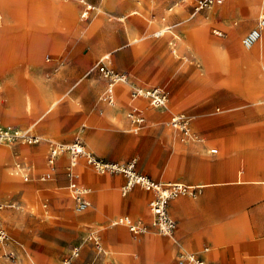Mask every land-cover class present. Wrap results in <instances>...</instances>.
<instances>
[{
	"label": "rangeland",
	"instance_id": "rangeland-1",
	"mask_svg": "<svg viewBox=\"0 0 264 264\" xmlns=\"http://www.w3.org/2000/svg\"><path fill=\"white\" fill-rule=\"evenodd\" d=\"M2 1L0 119L32 135L79 142L102 159H135L136 171L157 181L203 183L200 191L171 200L188 221L183 248L214 264H264V98L261 113L252 115L223 108L200 113L195 106L203 97L192 96L201 83L229 84L228 77L238 72L230 65L240 58L232 34L241 23L255 24L260 0H224L195 14L180 0H13L8 6H16L15 17L7 22ZM99 18L102 25L94 28ZM28 21L35 26L16 46L11 32L26 29L8 31L9 26ZM162 26H170L174 36L157 37ZM248 29L235 34L239 46ZM98 34L106 40L96 45L92 38ZM102 54H110L112 66L128 75L130 86L168 91L167 106L151 108L138 132L128 117L129 86L116 85V104L103 99L107 80L97 65ZM254 60V76L264 84V56ZM214 61L219 63L215 69ZM173 86L183 96L170 95ZM182 111L195 115L189 136L166 127ZM42 142H0V227L9 235L0 240V264H62L75 245L82 247L77 264H111L116 259L112 232L131 241L173 240L152 228L133 238L126 226H110L111 218L123 213L150 222L152 194L136 185L141 192L123 195V173L99 172L83 156L73 165L69 151L57 155L51 170L48 145ZM211 147L218 151L212 154ZM50 170L51 178L42 179ZM71 171L93 188L87 195L93 205L83 211L70 192ZM113 192L123 201L116 212L108 196ZM91 231L102 234L106 255L89 242ZM127 250L131 257L119 264H141L137 248ZM174 256L178 264L176 251Z\"/></svg>",
	"mask_w": 264,
	"mask_h": 264
},
{
	"label": "built area",
	"instance_id": "built-area-1",
	"mask_svg": "<svg viewBox=\"0 0 264 264\" xmlns=\"http://www.w3.org/2000/svg\"><path fill=\"white\" fill-rule=\"evenodd\" d=\"M224 0H180L181 3H190L193 9V13H200L202 11L211 9L215 4L222 3ZM91 6L88 5L84 11V15H88V11ZM264 31V13L259 14L255 25L245 33L242 38V45L244 48H251L261 37ZM98 69L102 76L107 80V87L104 93V101L109 105L116 104V85L118 83H130L128 75L124 72L117 71L112 66V59L110 54L102 55L98 60ZM130 105L128 117L131 121V126L134 132H138L147 122L145 115V108L139 101H147L148 106L151 108L161 109L165 108L168 104L169 94L166 89L159 86L145 87L142 85H131L130 92ZM195 119V115L186 113H179L172 116L167 122L166 127L168 131L174 130L182 131L185 135H191V123ZM21 140L22 142L38 143L44 139L41 136L32 135L26 130H20L13 128L0 119V142H14ZM63 151H69L72 155L71 163L74 165L78 156H83L87 163L93 166L99 172H112L123 173L126 177V183L123 185V194H126L132 187L140 185L145 189L152 191L154 196L149 202V210L151 214V221L145 222L143 220H134L129 215H123L112 219L111 225H123L126 226L133 234L139 235L147 233L150 228L155 232L173 236L177 222L172 218L168 212V204L171 200L182 197L188 194H194L198 190L199 185H190L178 181H157L136 171L135 159L124 162L120 160H105L92 152L88 151L86 147L79 143L65 144L57 141L49 142V163L50 169H54V160ZM217 148L211 147L209 152L216 153ZM48 171L42 177V179L51 178L52 171ZM25 177H28V173H25ZM71 181L69 184L70 192L75 200L76 208L78 211H83L92 205L91 200L88 198V194L91 192V188L79 183V174L71 171ZM4 203L0 202V209H2ZM9 239L8 232L0 228V240L6 241ZM88 240L91 241L96 247L99 253H104V247L102 245L100 236L92 232L88 236ZM80 256V247L75 246L71 249L70 253L63 259L62 264H74L76 259ZM179 264H210L205 261L201 256L193 252L180 251L178 254Z\"/></svg>",
	"mask_w": 264,
	"mask_h": 264
},
{
	"label": "crops",
	"instance_id": "crops-1",
	"mask_svg": "<svg viewBox=\"0 0 264 264\" xmlns=\"http://www.w3.org/2000/svg\"><path fill=\"white\" fill-rule=\"evenodd\" d=\"M249 26H250V23H246V22L241 23V24L236 26L237 28L235 29V31H236V33L238 31L241 32L243 30L248 29ZM252 27H250L247 31H249ZM245 33H244V35H245ZM102 55H104V54H102ZM232 62L233 63L230 65L235 66L236 67L235 71H238V72H235V74H232L228 77L229 78V80H228L229 84L224 85V84L220 83L219 79H214L213 81L210 80L207 84L201 83V85H198V86L192 88V96H197L198 98L203 97V98H201L202 100L199 101L195 106L198 112H200V113H211L215 109L223 108V109H225L224 111L226 113H230V114H252V115L255 114V115H257V114L261 113L262 108H263L261 103H262V99L264 97L263 96L264 95V91H263L264 84L259 79H257V77L254 76V68H253L254 63H253V61L248 60V59L244 60L242 58H237V59H234ZM210 66H212L215 69L217 66H219V63L217 61H214V63L212 65L210 64ZM237 82H239L240 84H236ZM122 84H124V83H120L117 86L122 85ZM126 85L129 86V88H131V86L129 84H126ZM138 85H141V84H138ZM252 85H256V86H252ZM142 86H144V85H142ZM160 87H162V86H160ZM128 91L130 92V89ZM169 91H170V95H171V93L173 95H179V96H183V94H184L182 89L178 88L177 86L171 87L169 89ZM129 92H128V94H129ZM116 96H117V93H116ZM139 103H141L142 106L145 108L144 112H145V115H146V118L148 121V119H149V116H148L149 112L148 111L151 109V107L148 106L147 101H139ZM182 112H185L188 114L193 113V112H188V111H182ZM182 112H179V113H182ZM240 123H242V121L236 122L237 125L235 127H237ZM252 124L254 126L253 122H252ZM251 128H258V127H251ZM39 136H41L45 140L42 143H47L48 149H49V141L62 142V141L54 139V138L45 137L42 134H40ZM42 143H40V144H42ZM215 148H217V147H215ZM247 152L249 153L250 150H248ZM212 154H214V153H212ZM106 160H120V161H122L121 159H119L117 157L106 159ZM128 161H130V160H128ZM124 162H127V161H124ZM140 173H142V172H140ZM143 174H145V173H143ZM145 175H147V174H145ZM114 176H116V175H114ZM113 178L116 179L117 177H113ZM158 181H170V180H158ZM125 183H126V179L123 182V184L121 185V188L123 187V185ZM82 184L84 186L86 185L87 187L91 188V192H90V194H91L92 190H93L92 186L85 184V183H82ZM188 184L204 186L203 183H188ZM131 191L141 192L142 190L139 189L138 187L134 186L128 192H131ZM149 192L152 194V196H151V199H152L154 194L152 191H149ZM108 196L114 201L112 203V205L110 206L111 210L114 212L118 211L120 209V207L123 205L122 204L123 201L118 198V196L116 195V192L109 193ZM89 198H91V196ZM90 200L92 202V199H90ZM174 200H176V199H174ZM174 200H172V201H174ZM172 201H170L168 204V212H169L170 216L172 218H174L177 222L176 231H175L173 236H170L171 238L173 237V240H172L173 242L168 238L153 239V238H149V237L148 238L142 237L138 241H131L127 238L119 237L117 235V232H112V234H110L111 244L115 248L113 250V252L116 256V257L114 256L113 259L114 258H116V259L112 260L111 264H119V261L122 262L124 259H129L131 257L130 256L131 251H128L127 249H130L131 247H136L137 251L141 254V256H142L141 264H175V256H174L175 251H176V260H177V263L179 264L178 254L180 253V251L191 252V251L184 249L182 246V240H184L187 237L185 228L188 226V221L182 219L181 216H183V215L180 212V210L178 209L179 206L175 203H172ZM92 205H93V203H92ZM149 212H150V210H149ZM123 215H129L134 220L141 219L145 222L148 221L145 216L139 215L140 217L139 216L137 217L131 213L119 214L115 217H112L111 220L116 218V217L123 216ZM149 215L151 218L150 213H149ZM110 226H112V225H110ZM0 228H2V227H0ZM91 232H95L100 236L102 245L104 247V253H99L97 251L96 247L94 246V244L91 241H89V242L93 245V247L97 251V253L102 254V255H106L108 250H107V245L104 241L102 234L98 231H91ZM130 233H131L133 238H137L141 235H146L145 233L141 234V235L140 234L135 235L132 232H130ZM178 235H179V237H178ZM75 246L80 247V256H81L82 255L81 254L82 253L81 245H75ZM75 246H73V247H75ZM73 247H71V249ZM71 249H70V251H71ZM69 253L70 252H68L64 256V258ZM193 253H195V252H193ZM85 254H90L89 249L85 250ZM196 254L201 256L205 261H207L202 254H198V253H196ZM80 256L78 257V259H80ZM78 259L75 261L74 264H77ZM207 262L210 264H214V263L209 262V261H207Z\"/></svg>",
	"mask_w": 264,
	"mask_h": 264
},
{
	"label": "bare ground",
	"instance_id": "bare-ground-1",
	"mask_svg": "<svg viewBox=\"0 0 264 264\" xmlns=\"http://www.w3.org/2000/svg\"><path fill=\"white\" fill-rule=\"evenodd\" d=\"M4 3V6L6 5V22L8 21V18L9 16H12V17H15L14 16V13L16 12V6H8L9 4H13L14 1L13 0H4L2 1ZM31 2V1H30ZM257 4V7H260L262 9V11L260 12L261 13H264V0H260L258 1ZM71 7V6H70ZM72 8V7H71ZM95 8H97L95 6ZM100 8V7H99ZM98 9V8H97ZM70 11V10H69ZM213 14V13H212ZM1 15V14H0ZM216 16V15H215ZM3 16L1 15L0 16V19L2 18ZM210 17V16H209ZM201 18V17H199ZM198 18V19H199ZM212 18V17H211ZM101 19H97V22H96V25H94V28H98L100 27L102 24H101ZM8 25V24H7ZM49 25V24H48ZM35 25H33V23L31 21H28L26 23H24V26L23 24H10V29L8 31H10L11 29L12 30H16V29H26V31L24 32H11V35L9 36L10 38H12L14 41H15V45L17 44H21V42L23 41L24 39V35H25V32L27 31H31L33 30ZM237 28V27H236ZM5 31V30H4ZM36 31V30H35ZM34 31H32L33 33ZM100 32V31H99ZM218 32V31H216ZM30 33V32H28ZM97 34V32H96ZM175 34V32L171 29L170 26H162L160 27L156 32H155V35L158 37V36H163V37H173ZM235 34L236 33H233L232 35V39L231 41L233 42V44L239 48V56L240 58L242 59H248V60H252V61H255L254 60V57H260V56H264V31L261 35V37L259 38V40L249 49H246L244 48L243 46H239L238 45V40L235 39ZM7 35V33H6ZM36 35V34H35ZM105 35L103 34H98L96 35L94 38H92V43L98 45V44H101L103 43L105 40H104V37ZM7 37V36H6ZM30 38V36H29ZM2 39V38H0ZM4 39V38H3ZM135 40V39H134ZM5 45V44H4ZM16 45V46H17ZM93 45V44H92ZM19 46V45H18ZM95 46V45H94ZM6 47V46H5ZM175 51V49L173 50ZM251 63V62H250ZM262 67V66H261ZM248 76V75H247ZM249 78V77H248ZM258 81V80H257ZM252 86H256V85H252ZM239 89V88H238ZM245 89V88H244ZM248 89V88H247ZM264 91V90H263ZM264 96V95H263ZM264 98V97H263ZM258 100V99H257ZM264 101V100H263ZM260 105V104H259ZM8 116V115H7ZM2 117V116H1ZM5 118V117H4ZM3 119V118H2ZM4 120V119H3ZM202 186V185H201ZM5 244V243H4ZM3 245V244H2ZM1 247V246H0Z\"/></svg>",
	"mask_w": 264,
	"mask_h": 264
}]
</instances>
